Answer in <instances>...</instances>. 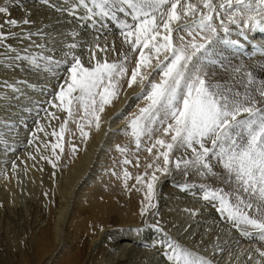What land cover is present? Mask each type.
Masks as SVG:
<instances>
[{
	"label": "snow or ice",
	"instance_id": "obj_1",
	"mask_svg": "<svg viewBox=\"0 0 264 264\" xmlns=\"http://www.w3.org/2000/svg\"><path fill=\"white\" fill-rule=\"evenodd\" d=\"M13 2H0V48L13 53L4 57L7 67L26 63L45 80L40 91L49 98L33 102L38 118L43 112L50 125L60 119L50 109L67 114L51 133L57 138L51 144L54 159H42L56 167L55 150H64L69 121L87 139L124 86L138 87L135 96L142 103L124 129L135 147L116 145L122 172L112 174L122 176L125 190L143 192L141 217L159 216L158 184L171 177L175 188L211 206L227 226L221 229L226 236L218 233L206 242L208 230L201 235L187 224L181 238L154 220L147 226L161 234L152 247L164 264H264V63H233L220 47H244L250 33H264V0H41L71 18L70 30L55 36L47 25L24 30L34 22L30 13L12 18ZM85 30L91 39L81 38ZM116 35L119 46L109 40ZM10 38L20 46L7 43ZM259 52L264 60V45ZM2 83L21 95L19 85L37 88L27 80ZM35 124L33 139L38 132L47 135L40 119ZM142 150L148 153L144 171L129 187L133 176L127 166H141ZM184 211L194 217L200 209ZM245 238L247 244L241 242Z\"/></svg>",
	"mask_w": 264,
	"mask_h": 264
},
{
	"label": "bare ground",
	"instance_id": "obj_2",
	"mask_svg": "<svg viewBox=\"0 0 264 264\" xmlns=\"http://www.w3.org/2000/svg\"><path fill=\"white\" fill-rule=\"evenodd\" d=\"M13 4L16 6L12 15L13 18L18 17L23 12L26 14L25 9L28 12L32 7V3L30 5L25 0H14ZM41 8L27 15V18L34 23L23 25L24 30H28L27 27L30 26L29 31H34L41 24L65 28L66 32L70 30L68 23L70 17L66 14L63 16L58 13L55 14L44 6ZM50 12L54 13V17ZM71 27H75V25L73 24ZM81 38L84 40L91 39V34L85 30L81 33ZM112 39H115L119 46V36H110L109 40ZM10 42L19 47L17 40ZM261 45H264V33L257 31L250 33V38L244 47L229 48L224 45L220 47L233 63L255 64L264 63L259 49L256 51ZM3 50L5 49L0 48V51ZM7 74L3 76L9 78L12 77L13 73H9V77ZM0 77L2 76L0 75ZM132 89H128L125 85L124 90L117 98L118 100H113L112 104L106 106L108 130L104 125L100 126L99 130L92 127L89 131V137L80 143L75 152L71 150L70 141L66 140L62 157L59 160L61 170L58 171L57 177L55 176L56 168L47 161L51 175L43 182L46 190L44 191L43 188L37 197V202L45 205L43 210H46V216L44 218L38 208L30 231L19 234L14 230V208L26 195L25 193L28 195L29 193L25 192L24 195H21L13 186L14 178L0 179V219L5 224V226L2 224L3 229H0L3 232V238L0 241L5 243L4 245L0 244V264H130L124 258L131 259L136 254L145 256L150 251L142 245L152 247L155 239L161 236L154 228L147 226L157 219L165 225L166 229L172 231L173 235H180L181 238H183V226L187 224H191L192 231L201 235L205 230H208V235L204 237L206 242L214 240L218 233L226 236V233H222L221 229L227 226L219 223L218 227L217 223H214V221L217 222V219L212 212L213 209L204 206L200 200L180 192L174 187L173 178H170L172 181L167 183H163L161 180L158 184L157 206L159 216L153 217L146 214L145 217H141L139 208L140 201L143 199V192L125 190L122 180L118 187L105 178V171L99 170L106 158L111 162L112 171L107 172L106 175L110 178L112 176L122 177L112 173L113 171L118 174L122 172L120 161L123 157L120 153L118 154L116 147L112 151L111 149L116 141L117 145L134 147L131 138L117 139L119 135L116 132L117 125L123 116L129 110L137 107L135 98L128 99ZM114 112L115 116L111 118L110 114ZM101 117L103 118V113ZM126 117L127 115L124 116V119ZM105 121L104 117L103 124ZM69 124L74 125L72 121H69ZM70 125L67 128V133ZM58 150L60 149L57 148L55 152ZM110 151L113 152L112 156ZM52 152L51 149L50 157L54 159ZM138 155L142 159L141 166L139 168L132 165L127 166L133 176V179L128 182L129 187L135 183V175L143 173L146 163L145 157H148V153L143 150ZM32 176L36 181L40 180L42 178L41 168L36 167L32 170ZM57 204H61L59 210ZM4 206L7 208L13 206V208H9L11 210L5 212ZM186 208H199L200 211L198 215L189 217L188 213L184 211ZM10 223L13 226L10 227ZM172 224L180 225V227L173 229L171 228ZM137 227L142 228L143 231L132 230ZM142 233L146 234V237H141L140 234ZM233 236L239 238L237 234H233ZM107 237L109 238L106 241ZM196 239H199V236ZM125 241L132 242L130 247L125 245L123 249L125 252L118 254V257L115 256V246H122ZM27 242L29 243L28 246L31 247L30 252L26 250ZM241 242L248 243L246 238ZM139 243L141 246H138ZM111 247L113 248L111 249ZM108 248L112 252L105 253V249ZM124 255L126 256L124 257Z\"/></svg>",
	"mask_w": 264,
	"mask_h": 264
},
{
	"label": "rangeland",
	"instance_id": "obj_3",
	"mask_svg": "<svg viewBox=\"0 0 264 264\" xmlns=\"http://www.w3.org/2000/svg\"><path fill=\"white\" fill-rule=\"evenodd\" d=\"M25 1H26V3L28 2L30 5L32 3V7H31L30 11H28V12H27V9L24 8L26 11V14H24L25 12H23L24 15L19 14L18 17L15 18L17 20H23L28 13H30L32 11H37V9H42L41 7H43V6L45 8H48L49 11L55 12L52 9H50L47 5H44L41 2V0H25ZM0 2H2V0H0ZM36 3H38L39 5ZM9 6H10V14L12 17L14 11L16 10V6L13 3H11ZM52 12H50V13L53 16L54 13H52ZM55 14H57V13L55 12ZM61 19H63V18L61 17ZM44 25H47V24H44ZM44 25L41 24L40 26H44ZM27 28H28L27 31H29L30 26H28ZM35 29H34V31H35ZM12 30L13 31H20L21 29L20 28H14ZM5 31H7V29H5ZM46 31L51 32L55 36L57 32H60V31L66 32V29L65 28L61 29L57 26L51 27V26L47 25ZM33 39H36L37 43L41 42L36 37H34ZM11 40H16V39L10 38L7 41V43H11L14 47H17V45L10 42ZM258 49L259 48H257L256 51ZM6 55L11 56V55H13V53L6 52V50L0 51V75L2 76V77H0V179L8 178V177L14 178L15 182H14L13 186L21 193V195H24L25 192H28L30 195L29 196L27 193H25L26 194V195H24L25 197L23 196L24 198L22 197V199L19 201V203L14 208V216H15L14 217L15 218L14 230L16 231V233L21 234V233H25V232L30 231V228L32 226V222L34 221V218L36 217L35 212H36V210H38V208L41 211L40 213L42 215H44V218L46 216V210L45 211L43 210L45 205L44 204L42 205V203L37 202V200H38L37 197H38L40 191H42L43 188H44V191L46 190L44 185H43L44 180L51 175V170L47 167V160L42 159V156H50L51 149H52L51 144L57 140V138L53 137L51 135V133H52L53 129H55L57 132L59 131V125H60V123H62L66 119L67 114L60 112L55 108L50 109L51 111L56 112L57 115L60 117L59 120L52 119L50 121V125H49L48 120L44 119V113L43 112L40 114V117L38 118L36 116V111H35L37 104L33 103V102L45 101L49 98L48 96H46L45 94H43L40 91V88L45 83V80L43 79L42 76H38V75L34 76V74H35V73H33L34 71L30 70L26 63H21L20 66L16 67V68L7 67V61H5V59H4V57ZM21 68H22V70H21ZM5 71H6V73H8L7 74L8 77H9V73H13L12 77H9V78L4 77L3 75L6 74ZM5 80H7L9 83H12V82L17 81V80H27L29 83L36 84L37 88L32 89V88H29V87L24 86V85H19V87H21V90L23 93L21 95L20 93H14L11 89L4 87L2 81H5ZM52 83L54 84L55 81H52ZM139 91H140V89L138 87L134 86L130 92V95L128 96V99L135 98V101H136L135 105L136 106L138 104L142 103V101L138 100L135 96V93H138ZM4 94H7L8 99H5ZM16 96H19V99H13V97H16ZM114 100H118V99L116 98ZM27 108L32 109V111L31 112L26 111L25 109H27ZM136 108L137 107L129 110L125 115H127V117H128V115L130 113L136 111ZM106 114H107V108L105 107L101 126L104 125L107 128ZM110 116H111V118L114 117L115 112L111 113ZM124 116L120 120L119 124L117 125L118 128L116 130L117 135H119L117 137V139H121V140L130 138L129 136L124 134V129L126 128V119H124ZM104 117H105L106 121L103 124ZM36 119H40V123L45 126V132L47 133V135H45V133H43V132H38V133H36V139H33L31 134L36 128V124H35ZM21 121H23V123H21ZM69 125L70 124L68 123L67 128ZM9 129H11V130H9ZM86 130H89V129L86 128ZM107 130H108V128H107ZM29 140H32V143H29ZM66 140H69L72 145H75L76 149H78L80 143H82V141L84 140V138H82L80 136L79 130L77 129L75 123H74V125H70L68 133L65 132L64 138L61 141L63 148L65 146ZM130 140H128V141H130ZM46 143L48 145L47 147H45ZM116 145H117V141L114 143L111 151L114 149V147H116ZM134 147H132V149H134ZM56 154L60 155V159H61L62 152L60 150H58L56 152ZM118 154H119V152H118ZM112 155H113V152H111V156ZM111 159H112V157H111ZM59 160L56 161V165H57L55 167L56 168V171H55L56 177L58 176V171L61 170V163ZM105 160L106 161L104 162L103 166H101V167L99 166L100 167L99 170H103L106 172V173L104 172L106 179H109V181L115 183L117 186L120 185L121 180L123 181L122 177L112 176V178H110L108 175H106L107 172H109V171L112 172V171H111V167H110V165H111L110 160H108L106 158H105ZM133 162H135L134 159H133ZM140 162H142L141 158H140ZM13 163H15V165H16L15 168H13ZM36 167L41 168V170H42V178L38 181H36V179H34L32 176V170H34ZM100 173H102V172L100 171ZM170 178L171 177L162 178L161 180L163 183H167L169 181H172ZM176 179L179 180L180 178L176 177ZM189 179H192V178L190 177ZM104 181H105V179H104ZM32 186H33V189L31 190ZM187 196L192 197L190 195H187ZM35 204H36V206H35ZM60 207H61V204H57L58 210ZM207 207H209L210 209H213L211 206H207ZM9 208H13V206L8 207V208L5 207V212L7 210H11ZM212 212H213L215 218L217 219V222L222 223V222H220V218L214 209L212 210ZM0 220H1L0 221V226H1L0 229L2 230L3 229L2 224L4 222L2 221V219H0ZM4 221H6V220H4ZM3 225L5 226V224H3ZM9 226L11 227V226H13V224L10 223ZM1 230H0V234H1L0 239L3 238L2 237L3 232H1ZM232 234L235 235L237 233L235 232V230H233ZM140 235H142L141 237H146V234L142 233ZM159 235H161V234L159 233ZM108 238L109 237L106 238V241ZM131 243L132 242L125 241L122 243V246H118V247L115 246V248H114V249H116L115 256H117L120 253L125 252V250H123L125 245H127V247H130ZM0 244L4 245L5 243H4V241H0ZM28 244L29 243L27 242L26 243V250L30 252L31 247L28 246ZM138 246H141L140 243L138 244ZM142 246L148 248V249H146V250L150 251V253L149 252L147 253L148 255L146 254L144 256L141 254H136V256H133L131 259L124 258V260H127V263H130V264H164L163 258L159 255L158 251L155 248L149 247L150 245H146V246L142 245ZM112 248L113 247H111V249ZM142 249H144V248H142ZM110 251L112 252V250H110L109 248L105 249V253L110 252ZM125 256L126 255H124V257ZM105 260H107V259H105Z\"/></svg>",
	"mask_w": 264,
	"mask_h": 264
}]
</instances>
